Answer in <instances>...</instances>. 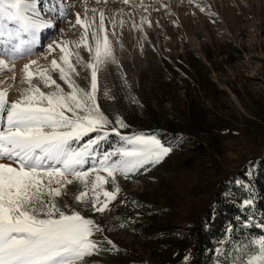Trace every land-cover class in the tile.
Segmentation results:
<instances>
[{"label":"rangeland","instance_id":"1","mask_svg":"<svg viewBox=\"0 0 264 264\" xmlns=\"http://www.w3.org/2000/svg\"><path fill=\"white\" fill-rule=\"evenodd\" d=\"M85 8L97 26L103 12L117 61L99 74L98 103L109 127L119 116L126 125L118 127L121 135L157 134L172 150L147 170L118 174L121 191L103 213L77 205L72 193L79 184L67 186L61 205L67 202L101 228L92 237L101 250L84 264H245L256 255L250 241L259 236L225 237L208 255L198 227L224 181L244 170L250 176L251 161L264 153V0H80L68 11V23L33 54L38 63L32 69L59 62L56 43L80 38L83 29L70 22L77 13L83 19ZM2 40L8 38L0 37V53ZM79 51L89 59L83 47ZM0 59L14 64L15 80L13 71L0 73V88L16 100L22 71H16V59ZM78 71L77 82L87 87L88 73ZM52 76L67 90L58 72ZM33 82L46 91L38 78ZM120 143L111 134L101 149ZM105 188L111 190V183Z\"/></svg>","mask_w":264,"mask_h":264},{"label":"snow or ice","instance_id":"2","mask_svg":"<svg viewBox=\"0 0 264 264\" xmlns=\"http://www.w3.org/2000/svg\"><path fill=\"white\" fill-rule=\"evenodd\" d=\"M38 2L42 0H0V37H8L0 54L14 60L30 52L36 33L51 26L41 17ZM64 11L60 9V14ZM87 11L83 19L77 13L74 24L70 22L83 29L78 40L54 42L61 52L59 62L53 59L43 70L31 68L38 61L23 66L24 87L18 99L9 101V89L0 88V161H8L0 162V264H84L86 257L101 250L100 242L92 238L101 228L67 202L61 205L60 200L68 195L67 186L79 184L81 190L72 193L77 205L103 213L121 191L118 174L128 178L140 169L147 170L172 150L157 134L121 135L118 127L126 125L119 116L109 127L112 121L98 103L99 74L108 63L117 61L103 12L97 26ZM6 21L15 27L9 28ZM25 34L29 39L23 38ZM48 47L53 50L52 45ZM81 47L89 53L88 60L81 56ZM78 69L88 73L87 87L77 82ZM4 71H13L11 79L15 80L14 64L0 59V73ZM53 72L59 73L67 90L53 78ZM104 95L112 98L107 89ZM111 134L118 135L121 143L104 151L101 145ZM109 183L111 190L105 188ZM250 244L256 255L245 264H264V236Z\"/></svg>","mask_w":264,"mask_h":264},{"label":"trees","instance_id":"3","mask_svg":"<svg viewBox=\"0 0 264 264\" xmlns=\"http://www.w3.org/2000/svg\"><path fill=\"white\" fill-rule=\"evenodd\" d=\"M255 166L250 176L245 170L224 181L208 208L205 221L198 227L200 245L213 253V246L225 237L238 240L242 237L262 236L264 227V153L251 161ZM252 200L251 204L245 201ZM251 217V219H249Z\"/></svg>","mask_w":264,"mask_h":264},{"label":"bare ground","instance_id":"4","mask_svg":"<svg viewBox=\"0 0 264 264\" xmlns=\"http://www.w3.org/2000/svg\"><path fill=\"white\" fill-rule=\"evenodd\" d=\"M77 1H80V0H42V3L38 2V10L40 11L41 17L44 20L49 21L51 26L46 27L44 29H41L39 32L36 33V37H35L36 42L32 45V50L30 52H28L26 54L18 55L15 58L17 60V62L15 64L16 71H22L23 66L26 63H28L29 61H36L33 54L38 50V47L40 45L42 46V42L45 39L49 38V36H51V35L53 36L54 32L58 31V27H60V29H62L64 27L68 18L70 19L71 14H68V11L71 8L77 6ZM53 7H55L56 11L55 12L49 11V9L53 8ZM60 9H65L63 15L60 14ZM10 24H12V23H10ZM8 27L14 28L15 25L13 24L12 26H8ZM3 37L5 38V37H7V35H5ZM28 39H29V37H28ZM38 39H39V44H38Z\"/></svg>","mask_w":264,"mask_h":264}]
</instances>
